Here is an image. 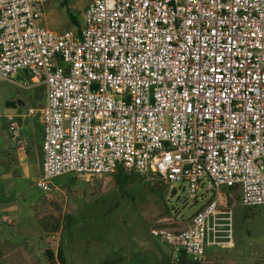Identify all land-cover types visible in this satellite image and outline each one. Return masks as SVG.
<instances>
[{
    "label": "built area",
    "instance_id": "1",
    "mask_svg": "<svg viewBox=\"0 0 264 264\" xmlns=\"http://www.w3.org/2000/svg\"><path fill=\"white\" fill-rule=\"evenodd\" d=\"M45 3L0 0V80L47 87L27 115L42 124L36 187L135 173L205 190L202 209L152 234L194 264L233 247L220 190L264 205V0H90L63 33L41 24ZM8 120L19 138L23 121Z\"/></svg>",
    "mask_w": 264,
    "mask_h": 264
},
{
    "label": "rangeland",
    "instance_id": "2",
    "mask_svg": "<svg viewBox=\"0 0 264 264\" xmlns=\"http://www.w3.org/2000/svg\"><path fill=\"white\" fill-rule=\"evenodd\" d=\"M89 2L46 0L41 24L58 33L77 31ZM24 80L22 73L0 80V264H101L109 258L192 264L178 262L152 230L191 218L212 198L205 190L191 196L185 184L135 173L90 182L71 174L55 180L51 192L36 187L44 159L42 124L38 113L27 115L45 104L47 87L24 88ZM9 116L23 121L17 139L9 133ZM220 196L233 209L235 242L208 248L202 264H264V205L244 206L239 189L223 188Z\"/></svg>",
    "mask_w": 264,
    "mask_h": 264
},
{
    "label": "trees",
    "instance_id": "3",
    "mask_svg": "<svg viewBox=\"0 0 264 264\" xmlns=\"http://www.w3.org/2000/svg\"><path fill=\"white\" fill-rule=\"evenodd\" d=\"M72 19V18H71ZM72 21H73V23H77L74 19H72ZM118 177H121V176H123V174L122 173H118V174H116ZM67 224L69 225V222H67ZM49 254H50V258L51 259H53L54 258V254L52 253V252H48ZM58 259H61V257H62V254L59 252L58 253ZM178 262H180V261H178ZM57 262H55V264H56ZM101 264H125V259L124 258H109V259H106V260H104ZM168 264H170V263H168ZM180 264H185L184 262H182L181 261V263ZM193 264V263H192Z\"/></svg>",
    "mask_w": 264,
    "mask_h": 264
},
{
    "label": "crops",
    "instance_id": "4",
    "mask_svg": "<svg viewBox=\"0 0 264 264\" xmlns=\"http://www.w3.org/2000/svg\"><path fill=\"white\" fill-rule=\"evenodd\" d=\"M214 195H212V197H213ZM219 198H220V200L222 201V202H225V203H227L228 204V198L226 197V198H224L223 196H219ZM242 201V200H241ZM230 206V205H229Z\"/></svg>",
    "mask_w": 264,
    "mask_h": 264
},
{
    "label": "water",
    "instance_id": "5",
    "mask_svg": "<svg viewBox=\"0 0 264 264\" xmlns=\"http://www.w3.org/2000/svg\"><path fill=\"white\" fill-rule=\"evenodd\" d=\"M44 106V105H43ZM43 106L42 107H40V109H42L43 108Z\"/></svg>",
    "mask_w": 264,
    "mask_h": 264
}]
</instances>
